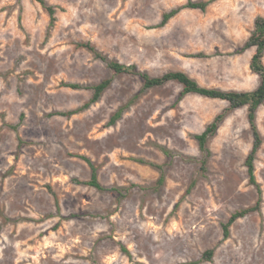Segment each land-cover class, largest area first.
Instances as JSON below:
<instances>
[{
    "label": "rangeland",
    "instance_id": "rangeland-1",
    "mask_svg": "<svg viewBox=\"0 0 264 264\" xmlns=\"http://www.w3.org/2000/svg\"><path fill=\"white\" fill-rule=\"evenodd\" d=\"M187 1L46 0L55 8L49 27L35 0H0V264H264V103L260 211L238 219L224 240L222 224L258 198L244 166L253 143L247 108L227 112L202 172L194 136L228 103L179 100L175 82L142 90L138 76L114 75L81 46L152 77L181 71L207 88L255 89L254 49L239 50L264 18V0H217L156 28ZM107 79L97 103L70 118L55 114L92 97L63 83ZM79 156L116 190L84 185L91 172ZM149 163L162 167L161 185Z\"/></svg>",
    "mask_w": 264,
    "mask_h": 264
},
{
    "label": "trees",
    "instance_id": "trees-1",
    "mask_svg": "<svg viewBox=\"0 0 264 264\" xmlns=\"http://www.w3.org/2000/svg\"><path fill=\"white\" fill-rule=\"evenodd\" d=\"M38 2L42 8L48 14L50 21L49 27L53 26L55 22V8L54 6L48 4L46 0H35ZM217 0L208 1H193L188 0L186 4L179 6L177 8L171 9L170 11L162 15L160 23L156 28L164 27L172 18L179 14L184 9H193L205 12L210 4ZM83 48L90 51L98 60L105 63L109 70L114 75H134L138 76L142 80V90H151L154 88L162 87L170 82H175L182 87V91L179 95V100L189 94L198 95L208 99L222 100L228 103V109L224 112L217 114L213 120L205 127V129L198 135L194 136L197 142L198 148L202 153L201 168L202 172L205 171L208 158L210 157V150L208 148V142L210 139L216 136L219 127L222 125L226 118V114L229 111L238 110L241 108H247V122L252 134L253 143L250 152L245 158L244 166L247 171L248 181L250 185L257 189L258 198L255 204L251 207L241 209L230 215L227 222L222 224V235L223 239H228L230 235V227L241 218H244L252 212H259L262 202V191L260 189L259 183L255 177V160L257 153L262 145V137L258 130L256 117L260 106L264 103V18L258 16L254 20L253 30L240 48L239 53L246 51L247 49L253 48L254 53L249 61V69L252 74H255L259 79L258 86L250 91H234V90H222L217 88H207L201 86L195 79L191 78L184 72L181 71H170L158 77H152L146 72L141 71L136 65H126L115 60H110L107 56L99 52L95 47L89 43L81 45ZM111 85V80H103L96 85H85L79 83H63V86L72 90H89L92 92V97L90 101L84 105L81 109L66 111V112H56V115L62 117L70 118L74 114L89 108V106L97 103L103 93ZM121 110L118 111L111 119L112 124H114L121 116ZM14 130H17V126H12ZM21 139L19 143L21 144ZM84 162H86L90 168V179L83 184L90 186L98 191L106 190H116L115 188H105L102 186L98 180V170L92 161L84 156H79ZM143 163V161H140ZM150 166L156 168L160 172V177L158 178V183L161 185L163 182V170L162 167L150 164ZM214 250H208L203 253L204 258L210 259L213 255Z\"/></svg>",
    "mask_w": 264,
    "mask_h": 264
}]
</instances>
